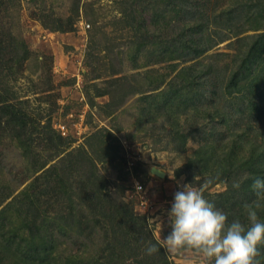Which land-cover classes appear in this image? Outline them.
<instances>
[{
	"label": "rangeland",
	"instance_id": "374dc122",
	"mask_svg": "<svg viewBox=\"0 0 264 264\" xmlns=\"http://www.w3.org/2000/svg\"><path fill=\"white\" fill-rule=\"evenodd\" d=\"M181 3L189 10L199 5L200 11L211 15L208 34L214 43L201 55L184 53L182 40L188 36L181 32L180 22L173 30L178 20L173 8ZM262 5L264 0H0V23L5 26L0 37L12 31L32 50L14 74L6 69L0 77V93L8 89L12 109H19L27 119L23 138L32 151L29 157L24 154L15 127L4 123L8 116L0 108V211L6 209L0 227V264H39L26 260L17 243L56 256V264L73 254L98 259L99 264H141L142 260L151 264L146 248L134 247L135 243L122 250V257L115 255L121 244L110 221L89 207V195L99 186L102 193L113 195L119 208L122 200L128 205L125 209L145 216L147 229L159 241L172 230L168 212L175 192L184 185L199 187L211 181L204 196L226 212L227 200L222 201L220 194L228 191V185L213 184L212 176L197 175L186 164L205 142L231 132L264 133V110L259 116L252 113L253 99L264 103V56L251 74L243 72L244 64H249L246 55L264 34ZM231 8L238 13L244 10L243 30L238 29L243 21L226 30L222 21L229 18L227 14L212 18ZM167 21L168 29H163ZM257 23L259 29L249 28ZM142 41L146 44L138 50ZM173 49L179 51L178 57L169 60ZM134 54L137 65L130 58ZM174 62L179 64L175 71L170 66ZM188 65L196 67L190 87L177 76ZM208 65L212 70L205 72ZM231 71L237 72L238 86L226 94ZM148 75H165V81L158 89L157 84H148ZM170 86L181 88L191 98V106L225 112L227 122L188 109L178 118L179 133L187 135L183 147L173 118L155 109L149 112L142 99ZM105 147L110 151L107 156ZM55 164L57 170L51 171ZM40 165L44 166L34 172ZM179 168L183 173L177 176ZM32 182L30 205L20 193ZM137 182L145 188L140 194ZM105 206L99 209H110ZM63 217L72 224L80 219L82 232L78 226H68L66 234L58 232L57 221ZM165 254L168 264H214L192 249L176 254L165 250Z\"/></svg>",
	"mask_w": 264,
	"mask_h": 264
},
{
	"label": "trees",
	"instance_id": "16d2710c",
	"mask_svg": "<svg viewBox=\"0 0 264 264\" xmlns=\"http://www.w3.org/2000/svg\"><path fill=\"white\" fill-rule=\"evenodd\" d=\"M173 11L175 15H178V20L174 22L175 27L172 26L173 30H175L178 26L176 24L180 22V27L182 28L181 32L187 33L186 35L188 36L182 40L183 42L181 45L183 46L182 48L186 55L192 53L194 56H198L212 47L214 39L208 34L209 28L211 27V15H206L207 12L205 13V11H200L199 5H194L193 10L191 8L189 10L183 3L176 4ZM243 11L244 10L242 9L238 13L235 9L231 8L228 12L225 10L226 13H222L221 15H213L212 18H216V16L217 18H222L223 15L227 14L229 18L222 21V23H224L223 27L226 30H232L234 24L236 25L243 21L242 16L245 14ZM261 11V15L264 17V5H262ZM213 12L214 11L212 10V14ZM184 15L188 17H185ZM247 18H249V15L246 19ZM169 24L170 22L167 21V24H165L162 28L168 29L167 26ZM243 24L244 21L241 25H238L239 31L244 29ZM4 28L5 26H3V23H0V30ZM249 28L257 30L260 28V25L257 23L256 25H251ZM57 29L59 30L61 28ZM62 30L65 31L66 29ZM205 32H207L206 36L201 35V33ZM202 36L204 38H202ZM223 40H225V37H221V41ZM145 41L138 43L136 48L139 50L146 44ZM151 43L153 44L154 42ZM178 44H174L173 46L176 48L179 46ZM178 52L179 51H177V49H173L172 52H170L168 59H176L178 57ZM31 54L32 50L25 39L19 38L12 31H7L3 37H0V77H3L4 70L6 69L10 74H14L17 70V66L29 59ZM263 56L264 34L252 45L250 53L246 55L249 64H244V74L247 76L251 74L253 72L254 64L259 66ZM130 58L134 61V64L137 65V62L135 61L136 55H131ZM178 65V63L174 62L171 63L170 66L172 70L175 71L178 69ZM195 70L196 67L194 65L183 66L178 70L177 76L183 80L184 86L190 87L194 85V80L196 78V74L194 72ZM211 70L212 66L208 65L205 72H210ZM236 76L237 72L231 71V81L227 84L228 90L226 91V94L232 93L233 91L231 88L238 86ZM146 77L150 80L148 84H157L156 88L158 89L165 81V75H157L155 77L148 75ZM0 83L2 84L3 82L1 81ZM137 91H139V89ZM3 92L4 93H0V108L2 109L3 114L8 116L4 123L15 127L13 130L17 139V144L21 146L24 154L29 157L32 153L30 149L31 145L23 138V131L27 126V119L23 117L20 112H18L19 109H12L14 105L10 103L11 98H13L10 91L6 89ZM142 99L148 104L146 109L149 110V112L156 110L158 114L162 112L163 114L169 115L173 118L172 126L174 127L176 136H178L183 147L187 143V135L179 133L178 118L182 114L187 113L188 109L193 110L195 115H199L204 118L215 119L216 117H220L224 122H227L228 120L226 113L220 109L210 111L207 108L202 111L196 104L191 106L189 104L191 98L185 97L179 87L170 86L158 91L157 93L146 94L145 96H142ZM252 105V113H254V116H259L264 110V103L253 99ZM247 134L248 131L231 132L222 136L220 140L205 142L195 149L193 156L190 157L188 163L186 164V168L192 171L195 169L196 171L194 172L197 175L212 176L213 184L225 182L228 185V191L220 194V196L223 197L222 199H224L222 201L227 200L226 205L224 206L225 211L228 212L231 221L239 218L244 223H247V220L243 205L245 203H251L255 199L251 185L256 178L264 179V133L258 134L254 132L253 136H248ZM60 137L62 139V136ZM109 153V149L105 147L104 156H107ZM70 155L72 154L69 153L68 156ZM44 165H40L36 169H33V171H39ZM50 170H57L56 164L53 165ZM182 173L183 169H177V176ZM234 181H241V187L239 189L233 188L232 185ZM33 185L34 182L30 183L20 193V195L26 196L27 199L31 201L30 205L32 204V200L29 190L33 187ZM60 185L62 188L65 187L64 179L60 181ZM98 190V192L95 190L93 195H89V207L93 213L97 214V216L103 215L104 217L102 219L110 221L112 227L111 229H113L117 237L116 241L121 244L120 253L117 252L115 254L113 251L112 254L122 257V250L131 248L132 243H135L134 247L138 246L139 248H146L149 242L157 244V241L159 240L152 233H150L149 229H147L148 220L145 216L135 214L133 209H125L128 205H126L125 201L122 200H120L122 207L119 208V206L115 204L113 195L107 192L102 193L101 186H99ZM69 200H72L71 195H69ZM104 204L110 206V209H99L100 207L105 208L106 206ZM72 208L74 209L75 205L72 206ZM5 211L6 209H2L0 211V227L4 224L2 218H4ZM106 211H109L110 214L106 213ZM258 216L261 221H264V210L258 211ZM72 217L74 218L76 215L73 214ZM60 219L61 221H57L58 232L66 234L68 226L71 228L78 226V231L82 232L83 227L80 219H74L73 224L66 223L67 221L65 220V217ZM99 221L100 219H97V222ZM115 226L120 227L116 229ZM9 241L13 243V239H9ZM157 247L160 249L158 252L152 255H145L148 257L150 256V258L153 259L151 264H168L169 259L165 254L164 248L161 247L160 244H157ZM16 249L21 250V252L25 255V259L28 261L35 262L38 260L39 264H56L54 263L56 261V256L49 257V254L41 253L39 249L27 248L25 246L21 248L20 243H17ZM258 250L260 255L255 259L258 260L260 264H264V244L259 245ZM143 262L144 261L142 260L140 263L142 264ZM59 264H99V260L85 259L79 254H73L68 256L63 263L60 262Z\"/></svg>",
	"mask_w": 264,
	"mask_h": 264
},
{
	"label": "clouds",
	"instance_id": "9594fccd",
	"mask_svg": "<svg viewBox=\"0 0 264 264\" xmlns=\"http://www.w3.org/2000/svg\"><path fill=\"white\" fill-rule=\"evenodd\" d=\"M211 181L199 187L187 184L174 194V202L168 212L171 232L157 241L168 254L192 249L214 264H260L258 246L264 244V221L258 211L264 210V179L256 178L251 188L255 199L243 205L247 223L239 218L228 221V214L208 201L204 191ZM239 189L241 181H234ZM149 242L147 255L160 249Z\"/></svg>",
	"mask_w": 264,
	"mask_h": 264
},
{
	"label": "built area",
	"instance_id": "2783aa9c",
	"mask_svg": "<svg viewBox=\"0 0 264 264\" xmlns=\"http://www.w3.org/2000/svg\"><path fill=\"white\" fill-rule=\"evenodd\" d=\"M89 26V25H88ZM61 128H63V130L65 131V126H61ZM143 191H145V188H144V185L142 184V183H140V182H137V184H136V192L138 193V194H140L141 192H143ZM142 197V199H144L145 198V195H143V196H141Z\"/></svg>",
	"mask_w": 264,
	"mask_h": 264
},
{
	"label": "water",
	"instance_id": "95a60500",
	"mask_svg": "<svg viewBox=\"0 0 264 264\" xmlns=\"http://www.w3.org/2000/svg\"><path fill=\"white\" fill-rule=\"evenodd\" d=\"M154 171L158 173L159 175H164L165 173L160 171L159 169L154 168Z\"/></svg>",
	"mask_w": 264,
	"mask_h": 264
}]
</instances>
